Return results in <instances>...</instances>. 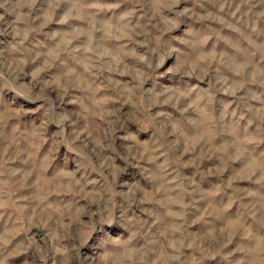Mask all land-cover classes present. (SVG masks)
Returning <instances> with one entry per match:
<instances>
[{
  "label": "rangeland",
  "instance_id": "rangeland-1",
  "mask_svg": "<svg viewBox=\"0 0 264 264\" xmlns=\"http://www.w3.org/2000/svg\"><path fill=\"white\" fill-rule=\"evenodd\" d=\"M0 264H264V0H0Z\"/></svg>",
  "mask_w": 264,
  "mask_h": 264
}]
</instances>
